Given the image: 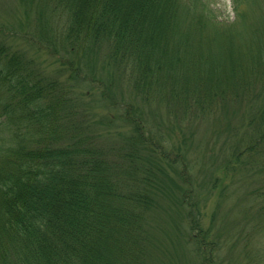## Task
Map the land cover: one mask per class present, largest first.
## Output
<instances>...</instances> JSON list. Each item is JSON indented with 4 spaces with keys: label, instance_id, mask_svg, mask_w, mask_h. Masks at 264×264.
Listing matches in <instances>:
<instances>
[{
    "label": "trees",
    "instance_id": "1",
    "mask_svg": "<svg viewBox=\"0 0 264 264\" xmlns=\"http://www.w3.org/2000/svg\"><path fill=\"white\" fill-rule=\"evenodd\" d=\"M43 3L26 30L0 21V264H146L157 193L172 186L200 264H226L224 248L242 240L244 264H264V0H231L232 15L208 0ZM33 47L59 66L40 68ZM104 47L136 103L116 100L111 65L105 78L95 74ZM94 102L120 114L125 129L111 141L96 125L112 116L91 120ZM236 103L240 123L228 118L214 134L217 159L250 182L243 230L224 234L217 219L201 223L213 169L194 191L196 158L175 138L183 122ZM167 168L180 183L166 180Z\"/></svg>",
    "mask_w": 264,
    "mask_h": 264
},
{
    "label": "rangeland",
    "instance_id": "2",
    "mask_svg": "<svg viewBox=\"0 0 264 264\" xmlns=\"http://www.w3.org/2000/svg\"><path fill=\"white\" fill-rule=\"evenodd\" d=\"M208 1L212 3L218 13L223 15L229 13L232 15L231 0ZM44 8H46V5L43 3V0H0V21L11 27L15 26L17 29L26 30L29 26L33 24L36 25L39 21V13H42ZM50 15L51 22L53 21V23L57 24L59 18L56 17L55 14ZM15 40L16 41L13 40L14 44L20 41V39ZM34 48L35 47L31 48L29 52H33ZM46 52L45 50H41V52L34 51V53L37 54V63L40 68L43 69L47 63L44 70L49 72L59 65L54 56L50 57ZM105 52V47L98 51L95 62V74L102 72L103 78L107 76L106 66L110 63L107 57H105ZM59 53L57 57L61 59L63 53ZM103 60L105 64L101 68L100 62ZM109 65H111L109 71L114 72V74L112 73L113 77L111 78L112 82L110 86L111 91L116 95V100H124L126 103L130 101L136 103L137 97L139 96L134 93L133 87L130 85V79L124 74V70H121L120 73L113 63ZM96 84L98 85V83ZM96 87L99 89V86ZM82 89L83 91L85 90L84 88ZM88 99L91 98L89 97ZM143 102L144 101L140 100L142 105L145 103ZM92 105V110L95 114L91 117V120H101L105 116H112L113 121H111V124L104 125L103 121H99L100 124L95 125L98 128L96 129L98 132L102 131L101 133L104 134L105 139L108 141L113 140V138L117 137L116 132L118 130L122 131L125 129V126L120 122V114H118L116 110H110L99 103L94 102ZM145 106V108H151L147 103H145ZM225 106L227 109L224 112L221 109L222 106H219L220 110L218 109L214 115L204 119L203 123L197 122L193 124L191 120L183 122L181 125L184 128V135L180 134V131L177 130V137L175 139L186 138V140H188L186 142L187 146H183L185 147L183 152L189 153L188 157L190 160L195 158L197 160H195V164L191 169L195 177V186L192 185L194 191L202 189L205 177L210 170L213 169V176L215 175L217 177L216 186L209 192H206L207 189H205L201 195L202 201L200 202L199 208L202 214V225L204 227L211 225V219L214 218L215 220L217 219L218 229L220 231L224 232V234H231L236 233L235 230L238 227L241 231L243 230L241 226L244 224L238 223L242 222V218L245 216V201H247V198L244 197L249 190H245V186L250 181L246 183L243 180L239 181L240 179L235 178L230 170L222 167L221 159H217L219 155V153L217 154V150L221 143V139H216V135L214 134L216 131L217 133L220 132V127L225 125L228 118H230L229 124L231 122L236 124L238 121L240 123V117L244 110L243 106L237 103L233 105L226 104ZM230 127L231 126H229L228 129ZM167 171L169 173V176L166 177L167 181L173 179L176 180L177 183H180L178 175L173 168H167ZM229 183H232L229 191L223 194L221 188ZM156 200L154 206L155 211L152 213L153 218L148 224L152 246L150 247L146 264H200L197 252L193 249L191 238L189 239V234L184 231L186 219L183 215L180 192L178 189L172 186L169 191H160L157 193ZM236 225L238 226L236 227ZM260 239L262 241L261 234H255L253 245L260 246ZM242 241L235 242L234 244L228 242L222 254V257L226 259V264H244L245 259L241 251Z\"/></svg>",
    "mask_w": 264,
    "mask_h": 264
}]
</instances>
